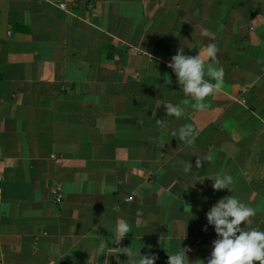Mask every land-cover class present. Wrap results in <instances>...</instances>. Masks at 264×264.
<instances>
[{
  "label": "crops",
  "instance_id": "1",
  "mask_svg": "<svg viewBox=\"0 0 264 264\" xmlns=\"http://www.w3.org/2000/svg\"><path fill=\"white\" fill-rule=\"evenodd\" d=\"M210 42L224 80L196 111L167 63ZM188 123L191 145L172 135ZM225 173L232 193L212 188ZM232 194L264 230V0H0V262L168 264L182 247L207 264L206 213Z\"/></svg>",
  "mask_w": 264,
  "mask_h": 264
},
{
  "label": "clouds",
  "instance_id": "2",
  "mask_svg": "<svg viewBox=\"0 0 264 264\" xmlns=\"http://www.w3.org/2000/svg\"><path fill=\"white\" fill-rule=\"evenodd\" d=\"M219 49L215 43H208L205 49L195 56L185 55L184 51L172 56L167 63L176 77V83L180 87L184 97L194 101L193 108L196 111H205L210 107L208 98L215 95L224 80V69L218 66L217 53ZM207 61V62H206ZM183 115L180 105L166 106V117L179 119ZM158 124L166 123L165 120H157ZM181 143L191 145L199 135L198 130L191 123L184 124L178 131L172 133ZM196 168L203 166V162L196 159ZM190 163L186 170L192 169ZM212 188L214 191L229 190L233 177L230 174H217ZM256 210L245 204L235 195L226 196L218 200L206 213L207 225L204 231L211 226L216 234L213 247L207 264H264V230L251 227ZM129 233L127 223H118L114 230L117 243ZM108 247L105 240L98 243L97 250L103 252ZM189 249L180 248L174 253L168 252V264H189L187 252ZM129 257L128 264H157L158 255L149 250L147 255L134 251H123ZM138 257V258H137Z\"/></svg>",
  "mask_w": 264,
  "mask_h": 264
},
{
  "label": "built area",
  "instance_id": "3",
  "mask_svg": "<svg viewBox=\"0 0 264 264\" xmlns=\"http://www.w3.org/2000/svg\"><path fill=\"white\" fill-rule=\"evenodd\" d=\"M53 194L55 195L56 201L60 202L59 189L54 190ZM0 264H4V263L0 262Z\"/></svg>",
  "mask_w": 264,
  "mask_h": 264
}]
</instances>
